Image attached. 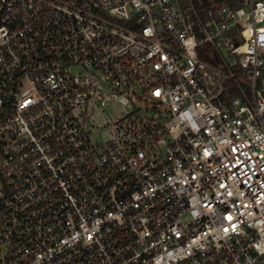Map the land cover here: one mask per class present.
Wrapping results in <instances>:
<instances>
[{"label": "built area", "instance_id": "1", "mask_svg": "<svg viewBox=\"0 0 264 264\" xmlns=\"http://www.w3.org/2000/svg\"><path fill=\"white\" fill-rule=\"evenodd\" d=\"M0 264H264V0H0Z\"/></svg>", "mask_w": 264, "mask_h": 264}, {"label": "rangeland", "instance_id": "2", "mask_svg": "<svg viewBox=\"0 0 264 264\" xmlns=\"http://www.w3.org/2000/svg\"><path fill=\"white\" fill-rule=\"evenodd\" d=\"M128 108L130 109L131 107H128ZM124 110H125V108L122 105L109 102L105 105L104 113L106 116L110 115L107 117H114L115 118V117L121 115L122 113H124Z\"/></svg>", "mask_w": 264, "mask_h": 264}]
</instances>
